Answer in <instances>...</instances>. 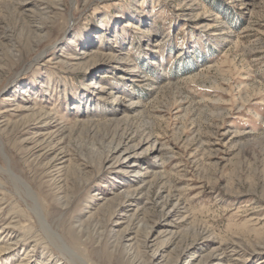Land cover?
<instances>
[{
    "label": "rangeland",
    "instance_id": "rangeland-1",
    "mask_svg": "<svg viewBox=\"0 0 264 264\" xmlns=\"http://www.w3.org/2000/svg\"><path fill=\"white\" fill-rule=\"evenodd\" d=\"M71 251L264 264V0H0V264Z\"/></svg>",
    "mask_w": 264,
    "mask_h": 264
},
{
    "label": "bare ground",
    "instance_id": "bare-ground-1",
    "mask_svg": "<svg viewBox=\"0 0 264 264\" xmlns=\"http://www.w3.org/2000/svg\"><path fill=\"white\" fill-rule=\"evenodd\" d=\"M80 60H84L85 59V55L81 54L80 56ZM79 59V58H78ZM133 105V104H132ZM17 108V107H16ZM47 117V116H46ZM40 119V118H39ZM42 120V119H41ZM104 161L106 164L113 162V163H117V162H122L123 163V167L124 168H129V164L131 162H135V160L131 159V155L126 151V149L122 146V145H117L115 147L109 148L107 150L106 156L104 157ZM104 163V162H103ZM132 166V165H131ZM18 179V178H17ZM145 183L144 180H141L139 182L140 186H142V184ZM144 185V184H143ZM139 186V185H138ZM136 188H139V187ZM127 202V201H126ZM132 202V201H131ZM131 204V203H130ZM117 208V207H116ZM41 219V218H40ZM41 221V220H40ZM9 225V224H8ZM7 228V227H6ZM6 231H4L5 233ZM9 234H5V236H7ZM124 236V235H123ZM123 236H119L117 244L119 245L120 241L122 242L123 240ZM8 237V236H7ZM114 238H116L115 236H113ZM118 237V236H117ZM15 241V240H14ZM114 242V243H116ZM17 243L14 242L13 246ZM7 246V245H6ZM143 253V252H142ZM154 253V251H153ZM187 254V253H186ZM185 254V255H186ZM152 257H150V262L155 258V255H151ZM75 259V260H74ZM148 262V261H147ZM60 264H89V262L85 261L83 258H81L79 255H77L75 252L73 253L72 251L70 252L69 256H64L63 259L59 260ZM216 264V263H215Z\"/></svg>",
    "mask_w": 264,
    "mask_h": 264
}]
</instances>
